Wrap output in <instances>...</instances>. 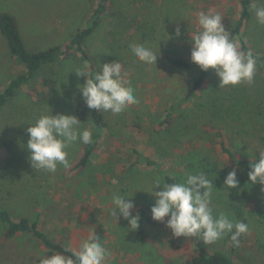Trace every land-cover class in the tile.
<instances>
[{
    "label": "rangeland",
    "instance_id": "rangeland-1",
    "mask_svg": "<svg viewBox=\"0 0 264 264\" xmlns=\"http://www.w3.org/2000/svg\"><path fill=\"white\" fill-rule=\"evenodd\" d=\"M99 1L0 0V15L16 17L27 49L38 52L68 46L88 26ZM209 11L219 12L230 31L240 14L239 0H110L98 28L84 42L92 62L70 51L0 109V209L15 219H39L47 236L72 250L96 235L108 249L107 264H181L193 246L178 245L172 234L169 238L158 228L150 229L142 243L128 242V221L111 216V196L117 190L135 191L128 198L135 215L154 204V196L145 191L155 180L178 182L186 172L203 171L217 188L212 192L214 211H225L249 226L235 260L264 264L262 186L252 184L249 171L235 168L221 147L225 142L239 158L254 156L255 161L259 151L264 152V64L256 63L251 84L237 86L220 87L213 70L196 95L185 100L199 71L179 69L165 60L171 55L191 62L190 33L197 28L198 14ZM241 39L264 56V25L256 22L253 10L241 37L234 39L240 49ZM132 43L159 47L156 64L139 62L130 50ZM113 61L125 67L139 103L117 115L102 111L105 134L85 167L74 168L85 146L77 142L67 150L68 168L58 166L55 173L33 169L26 148L29 123L49 108L53 115H75L93 133L90 109L77 87L85 77L70 72L86 66L94 75L99 64ZM23 70L0 33V89ZM144 156L156 161L158 169L147 165ZM233 169L239 184L226 189L224 179ZM199 242L211 252L229 254L228 236L212 244ZM46 253L52 254L32 235L5 237L0 222V264H38Z\"/></svg>",
    "mask_w": 264,
    "mask_h": 264
},
{
    "label": "clouds",
    "instance_id": "clouds-1",
    "mask_svg": "<svg viewBox=\"0 0 264 264\" xmlns=\"http://www.w3.org/2000/svg\"><path fill=\"white\" fill-rule=\"evenodd\" d=\"M250 7L254 11L256 22L264 25V0H254ZM196 23V30L190 33L191 62L202 71L215 70L220 87L251 84L256 72V59L251 51H242L238 43L230 38L229 31L222 24V15L212 11L200 12ZM177 35H180L179 30ZM129 47L134 57L145 65H155L160 55L159 47L156 50L145 43H132ZM99 65L100 70L94 75L89 74L86 66L70 72L78 77H85L84 84L77 87L90 110L117 115L139 103L130 81L126 79L125 67L120 62ZM29 125L26 148L30 153L31 166L36 170L55 173L58 166L68 168L70 161L67 150L77 142L84 145L93 142L92 130L82 127L83 123L75 115H53L49 108L47 112L42 111ZM259 152L258 162L254 156L249 160L251 170L248 172V179L252 184L258 182L264 192V152ZM184 177L178 182L167 184L164 180L157 179L145 191L155 198L150 208L152 219L164 224L174 237H194L204 244H212L230 236L234 246L238 247L240 238L249 230L248 224L230 218L225 211H214L212 192L215 185L205 172H186ZM238 184L237 173L233 169L225 177L224 187L237 188ZM157 188L160 190L156 191ZM134 192L129 194L127 191L122 193V190H117L111 196V216L116 221L120 217L127 220L131 231L139 227L140 220L139 213L133 215L135 205L128 199ZM51 253L50 256L48 253L40 256L38 264H107L109 257L108 249L96 235L82 239L70 255L63 254L69 253L68 248L63 253L56 250Z\"/></svg>",
    "mask_w": 264,
    "mask_h": 264
},
{
    "label": "trees",
    "instance_id": "trees-1",
    "mask_svg": "<svg viewBox=\"0 0 264 264\" xmlns=\"http://www.w3.org/2000/svg\"><path fill=\"white\" fill-rule=\"evenodd\" d=\"M109 1L110 0L99 1L88 26L79 30L68 46H53L38 52H31L27 49L19 30L16 17L8 13H2L0 15V33L6 40L11 55L23 65L24 70L13 78L3 89H0V109L11 98H13L21 88L34 80L43 68L59 64L63 57L70 51H76L82 56V58L88 59L89 62H92L91 57L84 49V42L98 28L101 16L108 10ZM252 3L253 0H239L240 14L233 28L229 31L232 40L236 37H241L245 22L251 16L252 8L250 5ZM241 50L244 52L251 51L256 62L264 64V56L260 55L258 52H254L244 39H241ZM165 60H167L171 66L179 69H197L199 71V75L194 80L191 89L186 94L185 100L194 97L213 72L212 69L207 72L202 71L194 63L171 55H166ZM90 116L92 126L94 127L93 142L84 146L83 152L74 166L75 169L83 168L90 163L94 154L98 150L107 127L102 111L99 112L98 110L92 109L90 110ZM221 147L229 156L230 161L235 168L245 171L251 170L249 165L250 159L239 158L235 151L225 142H221ZM143 160L147 165L157 166L158 169L156 161L152 160L150 157L144 156ZM256 162H258V160ZM167 182L172 183V180L167 178ZM151 207L152 206L141 207L137 210V213L140 215L139 227L135 231L130 230L126 233L125 239L128 242L137 244L146 241L150 237V229L154 228L160 229L163 234L170 238V229L166 228L164 224L155 222L152 219L150 211ZM0 222L5 226V237L7 238H14L20 234H29L49 251L56 250L63 253V250L68 248L69 253H63L65 255H70L71 251H73L66 245L60 244L47 236L40 228L39 219L31 220L25 216L15 219L8 210L0 209ZM175 239L176 242L179 243L178 245L190 244L193 246V251L183 258L181 264H240L234 257L244 243V235L240 238V244L238 247L234 246L230 236H228L229 254L211 252L194 237H175Z\"/></svg>",
    "mask_w": 264,
    "mask_h": 264
}]
</instances>
